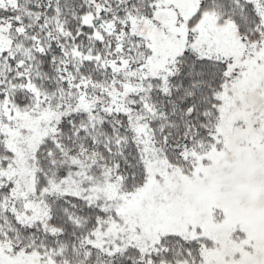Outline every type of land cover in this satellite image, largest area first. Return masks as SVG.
Returning <instances> with one entry per match:
<instances>
[{
	"label": "snow or ice",
	"instance_id": "6c2138e0",
	"mask_svg": "<svg viewBox=\"0 0 264 264\" xmlns=\"http://www.w3.org/2000/svg\"><path fill=\"white\" fill-rule=\"evenodd\" d=\"M0 264H264V0H0Z\"/></svg>",
	"mask_w": 264,
	"mask_h": 264
}]
</instances>
